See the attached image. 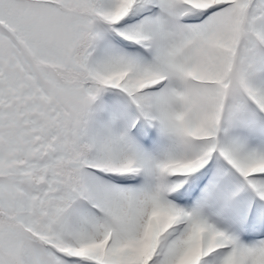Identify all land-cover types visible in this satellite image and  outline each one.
I'll list each match as a JSON object with an SVG mask.
<instances>
[{
	"label": "snow or ice",
	"instance_id": "obj_1",
	"mask_svg": "<svg viewBox=\"0 0 264 264\" xmlns=\"http://www.w3.org/2000/svg\"><path fill=\"white\" fill-rule=\"evenodd\" d=\"M0 264H264V0H0Z\"/></svg>",
	"mask_w": 264,
	"mask_h": 264
}]
</instances>
